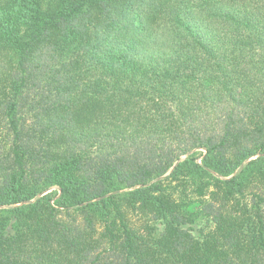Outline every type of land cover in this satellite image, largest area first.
I'll use <instances>...</instances> for the list:
<instances>
[{"label":"trees","instance_id":"obj_1","mask_svg":"<svg viewBox=\"0 0 264 264\" xmlns=\"http://www.w3.org/2000/svg\"><path fill=\"white\" fill-rule=\"evenodd\" d=\"M0 264H264V0H0Z\"/></svg>","mask_w":264,"mask_h":264}]
</instances>
